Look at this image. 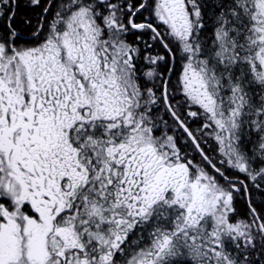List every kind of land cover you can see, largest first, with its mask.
Wrapping results in <instances>:
<instances>
[{
    "label": "snow or ice",
    "instance_id": "1",
    "mask_svg": "<svg viewBox=\"0 0 264 264\" xmlns=\"http://www.w3.org/2000/svg\"><path fill=\"white\" fill-rule=\"evenodd\" d=\"M0 264H264V0H0Z\"/></svg>",
    "mask_w": 264,
    "mask_h": 264
}]
</instances>
